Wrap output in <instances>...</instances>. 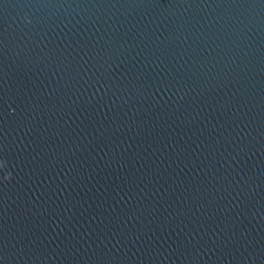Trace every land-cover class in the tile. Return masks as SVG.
I'll return each mask as SVG.
<instances>
[{"label": "water", "instance_id": "obj_1", "mask_svg": "<svg viewBox=\"0 0 264 264\" xmlns=\"http://www.w3.org/2000/svg\"><path fill=\"white\" fill-rule=\"evenodd\" d=\"M0 264H264V0H0Z\"/></svg>", "mask_w": 264, "mask_h": 264}, {"label": "clouds", "instance_id": "obj_2", "mask_svg": "<svg viewBox=\"0 0 264 264\" xmlns=\"http://www.w3.org/2000/svg\"><path fill=\"white\" fill-rule=\"evenodd\" d=\"M5 179H8V176L7 175L5 176Z\"/></svg>", "mask_w": 264, "mask_h": 264}]
</instances>
